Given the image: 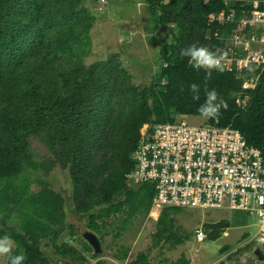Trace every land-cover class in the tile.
I'll use <instances>...</instances> for the list:
<instances>
[{
    "label": "trees",
    "instance_id": "obj_1",
    "mask_svg": "<svg viewBox=\"0 0 264 264\" xmlns=\"http://www.w3.org/2000/svg\"><path fill=\"white\" fill-rule=\"evenodd\" d=\"M87 1L90 0H0V182L5 183L6 190L12 189L0 196V210H8L0 215V237L8 234L13 238L14 254L23 251L24 264H57L42 247L43 237H51L52 246L63 258L89 264L85 252L94 249L85 237L81 240L84 251L69 242H57L65 229L71 237L78 231L75 223L66 222L67 206L74 215L88 217L87 226L95 232L107 228L112 216H122L119 228L124 231L137 216L149 215L154 184L135 185V189L127 178L136 166L133 155L141 129L149 124L151 132L155 125L175 122L179 116H200L197 109L205 98V72L193 69L187 58L181 59L180 51L193 43L204 46L208 34L215 30L225 34L229 30L207 19L211 12L226 8L222 0H144L153 31L165 25L173 28L171 39L160 48L155 77L149 86L141 87L119 54L85 64L96 20L85 5ZM253 70H213L208 87L218 91L228 109L221 110L219 120L208 122L240 130L264 158V69ZM256 72L260 73L258 85L247 91L246 104L241 107L237 97L244 91V78ZM193 82L201 85L199 101L192 100L189 91ZM31 136L39 137L50 150L52 165L68 169L71 202L50 188L33 192L30 179L21 186L13 184L27 169L41 166L33 158ZM95 207L99 209L93 211ZM181 209L163 208L156 220L157 242L173 241L178 245L189 238L190 234L179 233L181 226L175 216ZM15 210L14 218L19 223L9 225L6 220L13 219L9 215ZM251 222L244 214L236 220L205 224V228L211 230L209 238L216 239L231 225ZM229 249L222 248V254ZM93 255L100 256L96 252ZM116 258L127 260L128 249ZM94 264L106 262L99 259ZM129 264L154 263L146 252H139ZM159 264L193 263L182 255Z\"/></svg>",
    "mask_w": 264,
    "mask_h": 264
},
{
    "label": "built area",
    "instance_id": "obj_2",
    "mask_svg": "<svg viewBox=\"0 0 264 264\" xmlns=\"http://www.w3.org/2000/svg\"><path fill=\"white\" fill-rule=\"evenodd\" d=\"M222 1L226 8L211 12L207 19L222 30L229 29L228 33L215 30L208 34L204 46L219 50L226 70H263L264 0ZM259 79L257 72L244 78L245 92L237 97L239 106H245L247 91L255 89ZM186 117L159 123L151 132L149 124L141 129L142 136L133 155L136 166L127 174L129 184H154L149 216L155 220L165 206L246 212L258 228L252 241L264 245L262 152L250 145L236 128L215 126L208 119L190 123ZM206 237L203 229L196 230L198 241Z\"/></svg>",
    "mask_w": 264,
    "mask_h": 264
},
{
    "label": "rangeland",
    "instance_id": "obj_3",
    "mask_svg": "<svg viewBox=\"0 0 264 264\" xmlns=\"http://www.w3.org/2000/svg\"><path fill=\"white\" fill-rule=\"evenodd\" d=\"M85 5L91 9L96 17L94 26L90 33L91 43L88 46V56L84 62L88 66L101 59H106L110 55L119 54L124 65L133 76V80L141 87H147L155 77L153 72L159 67L160 48L163 43L171 39V29L173 25H165L158 30H152V20L148 11V6L144 0H90ZM190 123L205 121L203 117H186ZM145 125L143 129H145ZM30 148L35 161L41 163L39 169H27L19 179L13 180L15 186H21L26 179H30V189L37 193L44 187L55 192H60L65 196L67 203L71 202L72 183L68 169L51 163L53 155L47 146L37 136L29 138ZM133 171V170H132ZM137 189L136 186L130 185ZM12 192L6 190L5 183L0 182V196ZM20 203V207H24ZM180 213L175 218L177 225L181 226L182 236L190 234L189 238L182 244L175 245L173 241L157 242L154 237L156 232V220L153 217L137 216L133 222L127 224L126 230H120L122 216H112L108 219V227L101 232L91 231L88 228V217L74 215L70 207L67 206L68 221L77 225V234L71 237L68 229L60 235L57 242L59 245L69 242L79 250L84 251L82 239L88 231L95 233L101 242L100 256L95 257L94 252H85L88 263L94 264L101 259L106 264H129V261L136 257L139 252H146L154 264L167 261H174L185 255L193 264H264V260H259L252 254L255 244L252 237L257 233L255 224L231 225L225 228L224 233L216 238H209L211 230L205 228V224L215 223L222 219L233 220L247 215L246 212L230 209H194L181 207ZM95 207L93 211H97ZM8 213L6 207L2 209ZM0 210V215H2ZM13 215H9L12 220H6L9 225L19 223ZM156 216V215H155ZM4 217V216H3ZM159 217V216H158ZM157 217V218H158ZM65 222V224H67ZM3 221L0 216V227ZM203 229L207 237L203 241L196 238V230ZM121 232V235H117ZM105 234V235H103ZM245 234H249L245 237ZM41 245L51 256L53 262L57 264H79L71 258L60 256L51 244V237H43ZM229 246V251L222 254L221 250ZM249 247V248H246ZM128 249L129 258L120 260L116 255ZM264 251V245L261 246ZM231 258V259H230ZM8 258L0 256V264H7Z\"/></svg>",
    "mask_w": 264,
    "mask_h": 264
},
{
    "label": "clouds",
    "instance_id": "obj_4",
    "mask_svg": "<svg viewBox=\"0 0 264 264\" xmlns=\"http://www.w3.org/2000/svg\"><path fill=\"white\" fill-rule=\"evenodd\" d=\"M181 59L187 58L188 64L195 70H204L205 77L203 83L204 102L197 109L198 113L204 119L219 120L221 110L228 109L227 101L218 93L216 89L208 87V81L212 78L213 70L223 73L225 65L222 63V55L219 50L212 51L205 46H198L193 43L180 51ZM183 91V89H181ZM192 100L199 101L201 99V85L195 82L189 85ZM145 126V125H144ZM254 243V242H253ZM15 242L13 238L5 234L0 237V256L8 257L9 264H24L26 259L23 251L14 254Z\"/></svg>",
    "mask_w": 264,
    "mask_h": 264
},
{
    "label": "water",
    "instance_id": "obj_5",
    "mask_svg": "<svg viewBox=\"0 0 264 264\" xmlns=\"http://www.w3.org/2000/svg\"><path fill=\"white\" fill-rule=\"evenodd\" d=\"M84 237L87 240V242L93 247L96 253L101 252L102 250L101 242H100L99 237L95 233L88 231L84 234ZM252 254L256 256L259 260H264V251L261 249L260 245L254 246V250Z\"/></svg>",
    "mask_w": 264,
    "mask_h": 264
},
{
    "label": "crops",
    "instance_id": "obj_6",
    "mask_svg": "<svg viewBox=\"0 0 264 264\" xmlns=\"http://www.w3.org/2000/svg\"><path fill=\"white\" fill-rule=\"evenodd\" d=\"M190 117H199V116H190ZM201 117V116H200ZM253 224V223H252Z\"/></svg>",
    "mask_w": 264,
    "mask_h": 264
},
{
    "label": "bare ground",
    "instance_id": "obj_7",
    "mask_svg": "<svg viewBox=\"0 0 264 264\" xmlns=\"http://www.w3.org/2000/svg\"><path fill=\"white\" fill-rule=\"evenodd\" d=\"M153 215L155 216V215H156V213L154 212V213H153Z\"/></svg>",
    "mask_w": 264,
    "mask_h": 264
}]
</instances>
